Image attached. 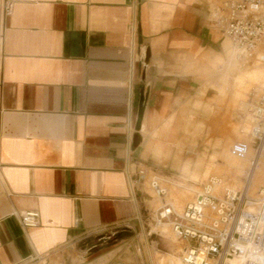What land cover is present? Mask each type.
<instances>
[{"label":"crops","instance_id":"1","mask_svg":"<svg viewBox=\"0 0 264 264\" xmlns=\"http://www.w3.org/2000/svg\"><path fill=\"white\" fill-rule=\"evenodd\" d=\"M219 3L0 0V264L142 227L139 170L172 154L187 109L230 63L211 15ZM204 165L181 166V199ZM28 210L40 223L24 229Z\"/></svg>","mask_w":264,"mask_h":264},{"label":"rangeland","instance_id":"2","mask_svg":"<svg viewBox=\"0 0 264 264\" xmlns=\"http://www.w3.org/2000/svg\"><path fill=\"white\" fill-rule=\"evenodd\" d=\"M229 44L232 52L230 63L204 86L201 95L187 109L186 128L181 129L176 140L179 144H173L172 154H161L154 168H141L146 174L144 188L147 193V207L142 209V227L85 238L26 264H89L92 261H96L94 264H152L150 254H154L157 261L161 254L166 253L173 261L181 257L186 243L176 236L170 221L159 220L158 209L163 203L173 202L174 209L181 212L212 175L221 176L231 186L243 189L248 183L255 153L253 139L242 131L247 127L246 106L257 94L252 92H264V62L252 57L239 58L230 41ZM239 144L247 147L244 155L234 150ZM201 158L205 165L194 188L195 193L181 199L187 192L183 185L190 183L189 175L181 166L189 163L194 170ZM152 176H158L169 189L163 200L149 186ZM250 178V195L255 197L257 190L264 186V158L260 159ZM153 228L158 230L153 232Z\"/></svg>","mask_w":264,"mask_h":264},{"label":"built area","instance_id":"3","mask_svg":"<svg viewBox=\"0 0 264 264\" xmlns=\"http://www.w3.org/2000/svg\"><path fill=\"white\" fill-rule=\"evenodd\" d=\"M212 10L215 25L230 39L241 57L264 62V0H219ZM12 4L5 2L9 13ZM250 136L255 153L248 173V185L243 189L231 186L221 176H211L200 192L181 212L170 203L158 209L159 220H168L176 236L188 245L179 264H264V186L256 196L250 195L251 175L264 158V93L251 109ZM246 145L234 147L244 155ZM139 180L146 182L143 169ZM149 186L162 200L168 188L158 176L149 179ZM35 210L21 212L20 224L26 229L39 225Z\"/></svg>","mask_w":264,"mask_h":264},{"label":"bare ground","instance_id":"4","mask_svg":"<svg viewBox=\"0 0 264 264\" xmlns=\"http://www.w3.org/2000/svg\"><path fill=\"white\" fill-rule=\"evenodd\" d=\"M229 41H230V39H229ZM230 43H231V45H232V47L234 48V50L236 51V53H237V55L239 56V58H242L239 54H238V51L236 50V48L233 46V44H232V42L230 41ZM262 49L264 50V48L262 47ZM252 93H257L256 94V97L252 100V102L251 101H249L248 102V105L246 106V109H245V112H246V119H247V127H246V129L245 130H243L242 132L243 133H245V135L247 136V137H251L250 136V133H251V129H250V122L252 121V114H251V109H252V107H253V104H254V101L257 99V97L259 96V95H261L262 93H259V92H252ZM264 93V92H263ZM142 128H143V120H142V127H141V130H142ZM140 130V131H141ZM139 131V132H140ZM212 176H216V175H212ZM218 176V175H217ZM211 177V176H210ZM209 178V177H208ZM207 178V179H208ZM206 179V180H207ZM144 184H146V182L144 183ZM200 192V191H199ZM198 192V193H199ZM168 193H169V189H168ZM198 195V194H197ZM167 196H168V194H167ZM187 244V243H186ZM188 245V244H187ZM187 245H186V247H187ZM185 247V248H186ZM185 248H184V250H185ZM153 250H155V251H157V249L155 248V247H153L152 248ZM183 250V251H184ZM167 255H164V254H161V258L157 261V260H155V258H154V254L152 255V254H150L149 255V258H150V261H151V263L152 264H179V262H180V257H176V260L175 261H173V260H171L168 256H169V254L168 253H166Z\"/></svg>","mask_w":264,"mask_h":264},{"label":"water","instance_id":"5","mask_svg":"<svg viewBox=\"0 0 264 264\" xmlns=\"http://www.w3.org/2000/svg\"><path fill=\"white\" fill-rule=\"evenodd\" d=\"M146 101H147V95L143 94L140 99L138 118H137L136 127H135L137 131H140L142 127V120H143L144 113H145ZM139 141H140V135L138 134L135 137V143L137 144L139 143Z\"/></svg>","mask_w":264,"mask_h":264}]
</instances>
